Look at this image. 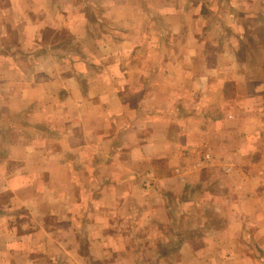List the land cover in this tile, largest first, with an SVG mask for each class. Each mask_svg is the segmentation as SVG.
<instances>
[{"label":"crops","instance_id":"obj_1","mask_svg":"<svg viewBox=\"0 0 264 264\" xmlns=\"http://www.w3.org/2000/svg\"><path fill=\"white\" fill-rule=\"evenodd\" d=\"M0 264H264V0H0Z\"/></svg>","mask_w":264,"mask_h":264},{"label":"built area","instance_id":"obj_2","mask_svg":"<svg viewBox=\"0 0 264 264\" xmlns=\"http://www.w3.org/2000/svg\"><path fill=\"white\" fill-rule=\"evenodd\" d=\"M208 160H210L211 159V157H210V155H207V157H206Z\"/></svg>","mask_w":264,"mask_h":264}]
</instances>
